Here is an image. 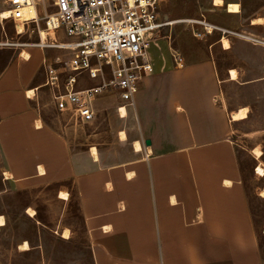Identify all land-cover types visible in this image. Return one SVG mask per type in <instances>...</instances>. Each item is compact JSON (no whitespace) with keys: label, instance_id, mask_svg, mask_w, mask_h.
Segmentation results:
<instances>
[{"label":"crops","instance_id":"0c3cea01","mask_svg":"<svg viewBox=\"0 0 264 264\" xmlns=\"http://www.w3.org/2000/svg\"><path fill=\"white\" fill-rule=\"evenodd\" d=\"M43 55L22 47L0 71L3 175L20 188L56 183L57 197L74 193L92 264H263L230 138L239 120L230 122L212 56L182 55L178 69L167 40L152 43L134 124L113 155L74 149L44 121L27 94L44 81Z\"/></svg>","mask_w":264,"mask_h":264},{"label":"rangeland","instance_id":"374dc122","mask_svg":"<svg viewBox=\"0 0 264 264\" xmlns=\"http://www.w3.org/2000/svg\"><path fill=\"white\" fill-rule=\"evenodd\" d=\"M4 1L0 0V5L9 8ZM224 2L237 3L239 12H228L227 3L215 5L214 0H168L163 10L177 21L161 31V39L168 41L164 36H169L171 46L189 59L212 56L217 63L229 112L240 107L247 109L246 118L232 123L230 138L236 147L241 184L248 197L264 264V197L260 194L264 190V24L253 25L251 22L254 17H264V0ZM184 19H203L229 32L223 36L214 29L211 34L198 39ZM194 27L201 29L200 25L194 24ZM223 37L229 39V49L222 48L220 38ZM36 40V29L17 35L13 21L0 22V71L12 55ZM61 53L57 49L44 51L51 57ZM230 68L237 72L234 80L229 79L227 70ZM94 84L91 80L80 83L81 86ZM37 96L40 99L38 111L44 121L56 127L74 149L90 150L94 146L102 154H119V133L134 124L132 108L125 117H120L119 103L108 93L96 99L97 116L90 123H79L58 114L51 107L47 88H40ZM254 149L261 151L259 157L255 156ZM258 166L262 167V174L257 171ZM4 170L5 162L0 152V215L5 220L0 226V264H92L75 194L60 199L56 183L20 188L4 178ZM27 209L34 210L35 215L30 216ZM65 228L70 232L68 239L62 237ZM23 240L29 244L26 251L18 249Z\"/></svg>","mask_w":264,"mask_h":264},{"label":"built area","instance_id":"2783aa9c","mask_svg":"<svg viewBox=\"0 0 264 264\" xmlns=\"http://www.w3.org/2000/svg\"><path fill=\"white\" fill-rule=\"evenodd\" d=\"M168 0H5L0 5V22L13 21L17 35L29 29L37 31L32 43L42 51H62L56 57L43 55L44 81L51 107L79 123H90L97 116L98 96L111 94L121 108L134 107V95L143 76L152 71L147 52L161 38V31L177 20L169 18L163 8ZM29 6L33 14L23 17L21 7ZM9 10L7 17L3 16ZM194 37L201 39L214 29L224 36L229 30L202 20L184 19ZM17 23L23 26L22 32ZM40 23H43L41 26ZM200 25L201 29L195 28ZM171 59L182 68L183 56L171 46ZM222 38H220V42ZM8 45L10 43L6 42ZM222 46V42H221ZM95 81L81 86V81ZM39 108V97L34 93ZM230 118V122H231Z\"/></svg>","mask_w":264,"mask_h":264},{"label":"bare ground","instance_id":"6f19581e","mask_svg":"<svg viewBox=\"0 0 264 264\" xmlns=\"http://www.w3.org/2000/svg\"><path fill=\"white\" fill-rule=\"evenodd\" d=\"M214 4L215 5H223L224 3H223V0H214ZM226 8H227V11L228 12H239V5L237 3H234V2L227 3L226 4ZM20 10L22 12V16L23 17H29V16H31L33 14L32 9L29 6L21 7ZM9 14H10V11L9 10H5L4 13H3V16L4 17H7ZM251 22H252L253 25H257V24L261 25V24H264V17H254V18H252ZM17 29L19 30V32H22L23 26H22L21 23H17ZM222 47L225 48V49L230 47V41H229V39L227 37H223L222 38ZM20 54L23 57H27L28 56V54H27V52L25 50H23ZM229 78L230 79H236L237 78V72H236L235 69H233V68L230 69V77ZM33 93H34L33 90H28L27 91V94L30 95V96ZM124 110L125 109L121 108V110H120L121 116H125V113L126 112ZM246 117H247V109H246V107H240V108H238V109L233 110V111L230 112V118H231V120H242V119H244ZM120 136L122 138H124L125 137V134L124 133H121ZM135 146H136V148H139L140 145H139L138 142H135ZM253 151H254V154H255L256 157H259L260 156L261 151L259 149H254ZM93 152H95V148H93ZM257 171L260 174H262L263 173L262 167L261 166H258L257 167ZM4 175H5V177H9V173L7 171H4ZM260 194L264 197V190H262ZM67 196H68V194H67L66 191H60V193H59V197L60 198L66 199ZM28 213L30 215H33L34 214V211H32L31 209H28ZM2 223H3V219H2V217H0V224H2ZM62 235L64 237H68L69 230L67 228H65L63 230ZM27 248H28V243L26 241L22 242L19 245V249H21V250H25Z\"/></svg>","mask_w":264,"mask_h":264},{"label":"trees","instance_id":"16d2710c","mask_svg":"<svg viewBox=\"0 0 264 264\" xmlns=\"http://www.w3.org/2000/svg\"><path fill=\"white\" fill-rule=\"evenodd\" d=\"M227 3V2H226ZM225 2H224V5L226 4ZM251 211V210H250ZM251 215H252V213H251ZM252 220H253V218H252ZM253 223H254V221H253ZM68 239V238H67ZM258 246H259V250H260V244L258 243Z\"/></svg>","mask_w":264,"mask_h":264},{"label":"water","instance_id":"95a60500","mask_svg":"<svg viewBox=\"0 0 264 264\" xmlns=\"http://www.w3.org/2000/svg\"><path fill=\"white\" fill-rule=\"evenodd\" d=\"M145 143H146V144H149V140H145Z\"/></svg>","mask_w":264,"mask_h":264}]
</instances>
